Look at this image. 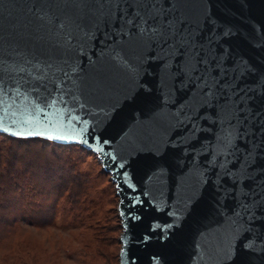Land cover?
Instances as JSON below:
<instances>
[{
	"label": "water",
	"instance_id": "water-1",
	"mask_svg": "<svg viewBox=\"0 0 264 264\" xmlns=\"http://www.w3.org/2000/svg\"><path fill=\"white\" fill-rule=\"evenodd\" d=\"M156 3L166 45L133 27L141 0H0V133L95 155L118 264H264V0ZM197 57L213 95L181 75ZM49 64L75 66L70 92L33 91Z\"/></svg>",
	"mask_w": 264,
	"mask_h": 264
},
{
	"label": "rangeland",
	"instance_id": "rangeland-1",
	"mask_svg": "<svg viewBox=\"0 0 264 264\" xmlns=\"http://www.w3.org/2000/svg\"><path fill=\"white\" fill-rule=\"evenodd\" d=\"M4 140L6 149L14 144ZM43 146L47 151L21 149L37 161L39 171L56 163L51 149L62 153L66 164L60 173L65 177L50 182L44 171L37 182L20 185V194L32 207L20 209L17 222L0 237V264H118L121 223L109 174L91 151L79 145Z\"/></svg>",
	"mask_w": 264,
	"mask_h": 264
},
{
	"label": "trees",
	"instance_id": "trees-1",
	"mask_svg": "<svg viewBox=\"0 0 264 264\" xmlns=\"http://www.w3.org/2000/svg\"><path fill=\"white\" fill-rule=\"evenodd\" d=\"M1 134V133H0ZM8 138L11 144L10 146L3 147V143ZM0 137V237L9 232L12 225L17 222L20 209L24 206L32 207V204L27 203L26 198L20 194V185L23 182L30 181L29 184L37 182L39 178H42L43 172H48L47 181L53 182L54 177L56 179L64 178L62 175L65 167V162L62 160L64 156L62 153H57L54 149H51V157L55 158L56 163L46 164L42 171L36 169L38 165L35 160L28 159L25 154L22 153L21 147L29 149L33 148L38 151H47L43 144L45 142L52 143L56 147L63 149L66 144L54 143L41 138H14V137ZM40 141L42 144L39 147H34L32 142ZM62 151V150H61ZM60 151V152H61ZM63 152V151H62ZM58 154V155H56ZM51 167V168H49ZM49 169L51 172L49 173ZM57 172V173H56ZM61 172V173H60ZM39 177V178H38ZM12 217V219H10Z\"/></svg>",
	"mask_w": 264,
	"mask_h": 264
},
{
	"label": "snow or ice",
	"instance_id": "snow-or-ice-1",
	"mask_svg": "<svg viewBox=\"0 0 264 264\" xmlns=\"http://www.w3.org/2000/svg\"><path fill=\"white\" fill-rule=\"evenodd\" d=\"M141 2L145 6L143 16L138 15L135 20L131 21L133 27L140 31L141 34H148L150 37H158L161 40H164V29L165 26L160 22L158 14L155 12V8L157 7L156 0H141ZM151 10V11H149ZM168 30L171 31V24L168 26ZM179 33H174L175 35ZM183 39V37H181ZM168 40H164V44H168ZM163 47V45H162ZM180 51H183L181 49ZM203 61L198 57L195 60V64L193 66H188L187 71L184 68L180 69L181 75L185 77L188 81V87L191 89H198L200 94L203 96H209L214 94V88H219V82H213V84H209L208 79H206L201 72V65ZM21 71H25L21 69ZM203 71H207V66H204ZM191 73V75H189ZM75 74V66L68 64L67 66H62L59 68H55L53 65L49 64L46 67L41 68L39 65H34V71L29 72L28 76L32 81L33 91L39 92L40 89H44L45 92H49L51 86H54L55 91L58 93H65L66 91L70 92L71 89H66L65 85L69 83L73 79ZM4 75L3 72L0 71V85L3 84ZM36 82H39V87L36 86ZM22 83H25L22 81ZM22 84H17L16 91L19 93ZM55 101H53L54 103ZM213 103L216 101L213 100ZM34 114V113H33ZM184 115V113H181ZM195 119V118H193ZM2 123V121H0ZM84 123H87L85 121ZM231 124V121H228ZM82 131H84L82 129ZM16 137H33V136H45V133L42 132H17L14 134ZM47 139L49 140H64L66 137L59 135L48 134ZM104 143H107L106 141Z\"/></svg>",
	"mask_w": 264,
	"mask_h": 264
}]
</instances>
